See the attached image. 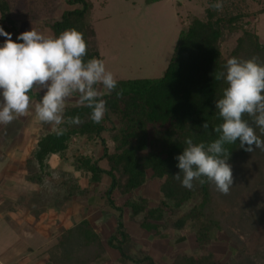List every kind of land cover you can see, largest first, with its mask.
Listing matches in <instances>:
<instances>
[{
	"label": "trees",
	"instance_id": "1",
	"mask_svg": "<svg viewBox=\"0 0 264 264\" xmlns=\"http://www.w3.org/2000/svg\"><path fill=\"white\" fill-rule=\"evenodd\" d=\"M147 1L154 3L160 0ZM213 3L215 0L210 4ZM57 4L58 0H0V27L11 33L16 42H22L17 41V36L22 33L20 24L25 21L44 22L53 31V36L75 28L83 33L87 42L85 60L93 57L102 60L92 24L91 1L67 0L70 8L63 12L59 20L51 22ZM261 13H264V8ZM247 15L220 13L210 7L205 19L192 17L189 25L181 29L162 77L117 81V89L104 97L108 111L99 124L90 119L91 109L79 104L67 106L65 117L79 115L83 123L61 125L66 129L62 135L49 129L39 139L34 158L41 165L50 155H65L75 137L95 136L100 139L103 151L99 158L80 154L75 157L73 165L76 171L89 175L94 182L100 183L104 176L110 178L104 197L109 207L119 215L106 245L119 254L122 262L156 264L150 255L132 256L135 242L123 215L127 206L134 217L143 214L140 228L154 232L158 238H167L162 229L170 228L182 232L177 239L179 243L194 235L197 249L202 254H179L171 264L214 263V253L209 250V245L218 233H226L233 210L211 183L201 185L199 181H194L191 189L183 187L181 181L174 178L180 171L175 157L182 154L187 146L186 138L191 137L194 143L205 144L218 138L214 129L223 120L218 115L215 101L223 97L228 85L224 80H216L215 74L225 71L226 61L231 57L242 60L256 57L258 63H264V46L259 34L243 28L241 24ZM236 33L240 34L236 44L225 57L222 42L227 35ZM121 90L122 95L117 97V92ZM243 119L251 123V117L245 115ZM205 121L209 125L207 129L201 128ZM108 132L112 133V150L103 137ZM256 134L260 135L259 128H256ZM225 147L231 153L228 163L238 162L251 154L239 147V140ZM101 161L107 162V168L101 167ZM148 170L153 172L151 178L162 181L161 199L157 206H150L148 199L143 197L117 206L114 193L117 191L121 196L135 193L147 182ZM74 195L72 185L65 201H70ZM186 203L191 207L181 213ZM89 205H93V199H90ZM48 253L50 264H98L108 261L101 235L86 219L65 229Z\"/></svg>",
	"mask_w": 264,
	"mask_h": 264
},
{
	"label": "rangeland",
	"instance_id": "2",
	"mask_svg": "<svg viewBox=\"0 0 264 264\" xmlns=\"http://www.w3.org/2000/svg\"><path fill=\"white\" fill-rule=\"evenodd\" d=\"M90 1L93 5L92 24L96 31V41L102 60L106 70L111 71L119 81L162 77L173 55L181 29L189 25L192 17L205 19L213 0H160L154 3H149L147 0ZM216 2L218 0H215ZM219 2L223 4L220 13L248 14L241 24L243 28L258 33L264 46V13H261L264 0H219ZM67 5V0H58L50 21L59 20V15L70 8ZM27 23L38 24L39 21ZM41 24L44 22L41 21ZM26 26L21 23L20 29ZM239 35L236 33L225 37L221 47L225 57L235 46ZM39 128L36 127V130ZM104 135L108 147L113 149L112 133L108 132ZM98 141L97 144L100 145L93 153L101 156L103 149L100 139ZM72 163V161L61 163L57 165L60 167L57 168L59 170H52V182L47 184L48 188L40 190L45 192L42 197L45 199V208L42 211L47 210L48 207L54 210L59 208V204L70 202L65 200L73 183L59 184L58 179L70 181L68 176L74 169ZM105 163L107 162L103 165ZM229 164L233 171V186L227 195H222V198L233 210V216L228 223L226 233H218L209 245V250L214 253L213 264H264V151L257 149L240 161ZM152 173V170H148L147 182L132 195L121 196L116 191L113 195L116 205L124 206L128 201L143 197L148 199L150 206H157L161 199L162 181L151 178ZM81 177L84 187L81 199L82 215L67 221L63 216L59 218L51 210L48 218L43 217L38 220L34 217L33 224L39 231L36 234L38 236L33 240L34 244H29L27 242L29 238L24 236L16 249L19 255L25 254L28 243L34 249L33 261H35L33 263L26 261L23 264H50L47 261L49 250L58 243L65 228L74 226L81 218H87L103 239L108 261L98 264H132L122 262L119 254L106 245V239L114 232L119 215L116 210L109 207L104 197L108 189L107 182H94L89 175L84 174ZM91 196L96 197V201L94 205L89 206L88 201ZM190 207L191 204L186 203L181 213L187 212ZM123 215L127 230L135 242L131 251L135 258L146 254L152 256L156 264H171L179 254L195 256L202 254L197 249L194 235H189L185 242L179 243L177 239L182 232L170 228L162 229L168 235L167 238H158L154 232H146L140 228L139 221L143 214L134 217L131 208L125 206ZM175 218L176 216L173 220ZM42 233L51 240L40 237ZM47 240H50L49 246Z\"/></svg>",
	"mask_w": 264,
	"mask_h": 264
},
{
	"label": "clouds",
	"instance_id": "3",
	"mask_svg": "<svg viewBox=\"0 0 264 264\" xmlns=\"http://www.w3.org/2000/svg\"><path fill=\"white\" fill-rule=\"evenodd\" d=\"M209 6L216 11L223 8L219 0ZM0 36L5 37L0 45V125L7 126L34 112L42 123L50 124L57 135H62L66 129L61 125L83 123L79 115L65 117V109L73 99L91 109L94 123L102 122L108 111L104 97L117 89L118 82L103 60H85L87 42L83 33L71 28L53 36L33 26L17 36L22 42H16L0 27ZM257 61L256 57H231L225 71L215 74L216 80L228 85L223 97L215 101L223 122L214 129L218 138L208 144L186 138L187 146L175 157L180 171L174 178L183 187L191 189L194 181L201 185L207 182L227 195L233 186V171L227 162L231 153L225 145L239 140V147L246 152L256 148L264 151V63ZM32 93L39 99H34ZM121 95L122 90L117 92V97ZM245 115L251 117V123L243 119ZM208 127L207 121L201 125L203 129Z\"/></svg>",
	"mask_w": 264,
	"mask_h": 264
},
{
	"label": "crops",
	"instance_id": "4",
	"mask_svg": "<svg viewBox=\"0 0 264 264\" xmlns=\"http://www.w3.org/2000/svg\"><path fill=\"white\" fill-rule=\"evenodd\" d=\"M61 15H59V17H61ZM27 22L31 21L22 22V25L25 24L27 26L26 28L24 27V29L21 27V32L29 31L34 26L38 31L54 35L51 28L41 24V21H39L38 24H29ZM4 40L5 37L0 36V45L4 43ZM42 94L41 92L40 95ZM30 95L34 99H39L38 94L32 93ZM71 105H78V103L73 99L67 106ZM36 127L40 128L36 130ZM49 129L53 130L52 126L42 123L38 117L35 116L34 112L31 115L19 117L7 126L0 125V264H23L26 261H31V263L35 261H33L35 255L34 249L29 245H33L34 238L38 236L36 235L38 230L33 222L34 217L39 220L49 216L51 213L52 207H48L47 210L42 211L45 208V199L42 198L45 192L40 190L49 187L47 184L52 182V170L60 168L59 166L57 167V165L61 163L70 161L74 163L75 158H73V156H77L79 153L93 156L94 158L100 157V155L97 156L95 152L93 153V151L97 150L96 147L100 145L97 144L99 138L95 136L75 137L70 142L65 155H50L44 161V165H41L37 159L34 158V151L36 150L39 139L45 135ZM93 137H95V139H93ZM103 137L105 138L104 134ZM110 150H112V148H110ZM104 162L106 161H101L100 165L106 168L107 163L103 165ZM73 163L72 166L74 168ZM71 173L70 176H68L70 177V181H65V179L64 181L63 179L60 181L61 178L59 177L58 183H73L75 195L70 202H64L62 205L59 204V208H54V210H52L59 218L63 216L67 221L68 219L72 220L73 218L77 219V217H80L83 209V206H81V199L83 197L82 190L84 188L82 186V174L80 171H76L75 168ZM102 181L107 182L109 188L110 178L104 176ZM33 195L35 196L33 197ZM90 199H93V203L96 201V197L93 198L91 196L89 201ZM84 219L87 218H81V220ZM81 220H79V222ZM45 235V233H42L40 237L42 236L51 240L50 237ZM24 236H26L27 239L29 238V240H27L29 244L26 243L27 252L19 255L20 253L16 248H18V244L23 241L22 238ZM50 240H47V246L50 245Z\"/></svg>",
	"mask_w": 264,
	"mask_h": 264
}]
</instances>
